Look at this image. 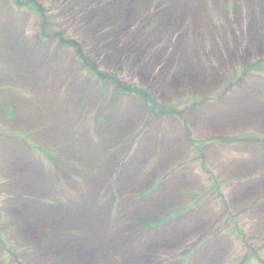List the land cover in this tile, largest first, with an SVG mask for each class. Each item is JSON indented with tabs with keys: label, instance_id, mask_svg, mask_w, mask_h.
Masks as SVG:
<instances>
[{
	"label": "rangeland",
	"instance_id": "1",
	"mask_svg": "<svg viewBox=\"0 0 264 264\" xmlns=\"http://www.w3.org/2000/svg\"><path fill=\"white\" fill-rule=\"evenodd\" d=\"M0 264H264V0H0Z\"/></svg>",
	"mask_w": 264,
	"mask_h": 264
},
{
	"label": "trees",
	"instance_id": "2",
	"mask_svg": "<svg viewBox=\"0 0 264 264\" xmlns=\"http://www.w3.org/2000/svg\"><path fill=\"white\" fill-rule=\"evenodd\" d=\"M88 61H90V60H88ZM88 63V62H87ZM257 64V63H256ZM98 73V72H97ZM171 109V108H170ZM170 109H167L166 110V112L167 113H175V114H177L178 112L177 111H174L173 109L172 110H170Z\"/></svg>",
	"mask_w": 264,
	"mask_h": 264
},
{
	"label": "bare ground",
	"instance_id": "3",
	"mask_svg": "<svg viewBox=\"0 0 264 264\" xmlns=\"http://www.w3.org/2000/svg\"><path fill=\"white\" fill-rule=\"evenodd\" d=\"M194 78H195V76L193 75V76L189 77V80H193Z\"/></svg>",
	"mask_w": 264,
	"mask_h": 264
}]
</instances>
